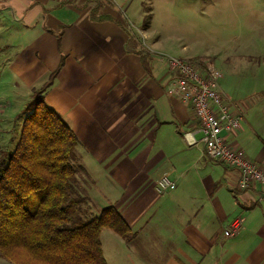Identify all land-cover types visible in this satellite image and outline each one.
Listing matches in <instances>:
<instances>
[{"label":"crops","instance_id":"1","mask_svg":"<svg viewBox=\"0 0 264 264\" xmlns=\"http://www.w3.org/2000/svg\"><path fill=\"white\" fill-rule=\"evenodd\" d=\"M118 8L111 0H0V64L25 89L21 97L64 57L45 102L77 136L73 197L101 203L99 211L114 206L133 232L119 236L154 257L125 256L124 264H264L259 187L241 186L236 168L189 143L201 133L192 109L168 91L163 51L140 48ZM253 107L231 105L242 123L225 138L260 162L262 138L244 123ZM163 175L175 184L158 192ZM236 217L243 226L227 238Z\"/></svg>","mask_w":264,"mask_h":264},{"label":"trees","instance_id":"2","mask_svg":"<svg viewBox=\"0 0 264 264\" xmlns=\"http://www.w3.org/2000/svg\"><path fill=\"white\" fill-rule=\"evenodd\" d=\"M99 8L97 2L91 18ZM149 19L147 14V25ZM56 35L59 44L61 31ZM63 61L61 56L47 80L31 90L13 150L0 151V255L14 264H108L101 231L126 239L133 234L114 206L86 219L78 204L84 201L73 197L77 136L45 102Z\"/></svg>","mask_w":264,"mask_h":264},{"label":"rangeland","instance_id":"3","mask_svg":"<svg viewBox=\"0 0 264 264\" xmlns=\"http://www.w3.org/2000/svg\"><path fill=\"white\" fill-rule=\"evenodd\" d=\"M111 1L119 7L120 17L140 48H153L154 54L163 51L159 56H183L201 71L209 65L218 69L224 100L229 97L234 109L243 102L254 106L249 114H255L244 123L262 138L264 145V0ZM147 14L148 25L144 20ZM5 69L0 64V151H11L27 115L25 107L31 94L27 99L21 97L17 91L25 89ZM229 102L226 103L231 108ZM72 165L75 168L74 161ZM78 204L86 219L100 212L101 203ZM100 241L108 264H124L125 256L154 259L146 250L130 249L126 240L112 230L100 233ZM0 264L14 263L0 255Z\"/></svg>","mask_w":264,"mask_h":264},{"label":"built area","instance_id":"4","mask_svg":"<svg viewBox=\"0 0 264 264\" xmlns=\"http://www.w3.org/2000/svg\"><path fill=\"white\" fill-rule=\"evenodd\" d=\"M171 75L168 91L187 104L197 119L201 137H189L190 144L201 143L206 154L240 174V185H257L264 197V161L252 159L243 149L231 147L225 134L241 128V115L233 112L220 90L221 72L209 65L206 71L199 70L188 59L172 54H163ZM175 180L167 175L157 180L156 189L163 192L173 186ZM243 218H234L223 232L227 238L238 234Z\"/></svg>","mask_w":264,"mask_h":264}]
</instances>
